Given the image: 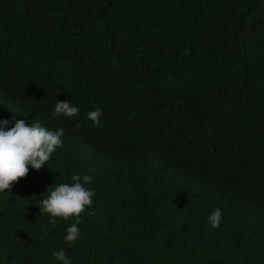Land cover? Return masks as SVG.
Wrapping results in <instances>:
<instances>
[{
  "label": "trees",
  "instance_id": "16d2710c",
  "mask_svg": "<svg viewBox=\"0 0 264 264\" xmlns=\"http://www.w3.org/2000/svg\"><path fill=\"white\" fill-rule=\"evenodd\" d=\"M0 119L65 129L0 193V264H264V0H0ZM73 173L66 244L39 202Z\"/></svg>",
  "mask_w": 264,
  "mask_h": 264
},
{
  "label": "clouds",
  "instance_id": "9594fccd",
  "mask_svg": "<svg viewBox=\"0 0 264 264\" xmlns=\"http://www.w3.org/2000/svg\"><path fill=\"white\" fill-rule=\"evenodd\" d=\"M78 112L79 108L68 100L56 101L52 109L53 116L63 115L67 118L74 117ZM101 113V108L94 106L86 115L95 126L100 123ZM64 135L63 127L51 129L35 119L33 123L27 124L24 120H16L11 127L7 119H0V193H10L12 184L18 178H23L29 167L38 170L47 166L52 154L62 147ZM92 181L90 174L73 173L69 182L55 183L46 198L39 202L40 213L47 214L50 223H55V218H75V222L65 229L66 235L63 239L66 244L76 242L81 235L78 217L86 208L90 210L93 203L94 189L87 187ZM221 219L222 212L219 207L206 217L207 223L213 229L220 226ZM52 256L57 264H71L63 249L53 252Z\"/></svg>",
  "mask_w": 264,
  "mask_h": 264
}]
</instances>
